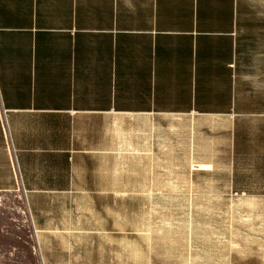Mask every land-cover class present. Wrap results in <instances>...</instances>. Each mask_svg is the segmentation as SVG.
Wrapping results in <instances>:
<instances>
[{"label":"crops","instance_id":"1","mask_svg":"<svg viewBox=\"0 0 264 264\" xmlns=\"http://www.w3.org/2000/svg\"><path fill=\"white\" fill-rule=\"evenodd\" d=\"M228 192L264 193V0H0V260L117 264Z\"/></svg>","mask_w":264,"mask_h":264},{"label":"rangeland","instance_id":"2","mask_svg":"<svg viewBox=\"0 0 264 264\" xmlns=\"http://www.w3.org/2000/svg\"><path fill=\"white\" fill-rule=\"evenodd\" d=\"M214 194L223 200L214 199L208 206L198 198L189 207L190 217L182 207L181 229L171 231V225L164 226L149 240L143 235L133 246V254L131 249L120 247L111 260L117 264H264V193ZM253 194L260 195L256 207ZM15 260L5 257L0 264H17Z\"/></svg>","mask_w":264,"mask_h":264},{"label":"built area","instance_id":"3","mask_svg":"<svg viewBox=\"0 0 264 264\" xmlns=\"http://www.w3.org/2000/svg\"><path fill=\"white\" fill-rule=\"evenodd\" d=\"M7 129V128H6ZM7 131V130H6Z\"/></svg>","mask_w":264,"mask_h":264}]
</instances>
